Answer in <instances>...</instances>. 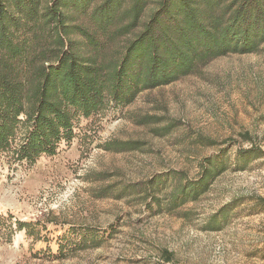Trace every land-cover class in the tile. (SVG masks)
<instances>
[{
  "label": "rangeland",
  "instance_id": "obj_1",
  "mask_svg": "<svg viewBox=\"0 0 264 264\" xmlns=\"http://www.w3.org/2000/svg\"><path fill=\"white\" fill-rule=\"evenodd\" d=\"M108 140L140 147L109 151ZM19 142L0 152V264H264V43L79 118L72 143L34 164L15 159ZM250 147L262 155L236 170L238 150ZM222 149L228 168L198 200L169 211L147 194L160 174L198 178L203 159ZM170 188L157 196L165 200ZM232 204L221 229H207ZM16 220L31 222L36 235L17 229L9 239ZM72 227L96 229L100 243L72 251Z\"/></svg>",
  "mask_w": 264,
  "mask_h": 264
},
{
  "label": "trees",
  "instance_id": "obj_2",
  "mask_svg": "<svg viewBox=\"0 0 264 264\" xmlns=\"http://www.w3.org/2000/svg\"><path fill=\"white\" fill-rule=\"evenodd\" d=\"M263 43L264 0H0V152L20 137L13 156L34 164L72 143L79 118L125 107L143 90ZM103 147L130 151L140 142L108 140ZM261 153L238 150L235 169H247ZM225 155L222 149L205 157L196 179L177 170L153 177L146 192L169 211L196 201L228 168ZM169 187L165 200L157 196ZM236 207L212 214L207 229H221ZM16 225L5 230L9 239L17 229L36 235L31 222ZM67 232L76 236L72 251L100 243L92 227ZM65 249L60 242V256Z\"/></svg>",
  "mask_w": 264,
  "mask_h": 264
}]
</instances>
